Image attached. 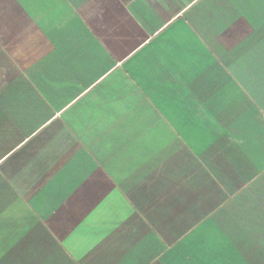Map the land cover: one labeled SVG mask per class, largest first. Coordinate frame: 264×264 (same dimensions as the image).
<instances>
[{
	"label": "crops",
	"instance_id": "crops-1",
	"mask_svg": "<svg viewBox=\"0 0 264 264\" xmlns=\"http://www.w3.org/2000/svg\"><path fill=\"white\" fill-rule=\"evenodd\" d=\"M0 264H264V0H0Z\"/></svg>",
	"mask_w": 264,
	"mask_h": 264
}]
</instances>
